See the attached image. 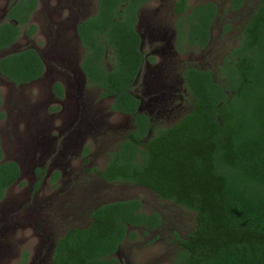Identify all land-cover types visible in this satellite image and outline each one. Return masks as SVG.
Here are the masks:
<instances>
[{
	"label": "trees",
	"instance_id": "16d2710c",
	"mask_svg": "<svg viewBox=\"0 0 264 264\" xmlns=\"http://www.w3.org/2000/svg\"><path fill=\"white\" fill-rule=\"evenodd\" d=\"M151 1L97 0L96 13L77 27L88 84L101 89V98L113 97L111 109L131 116L134 126L98 175L109 184L144 187L193 217L194 230L186 237L175 235L180 249L174 264H264V0L218 74L184 70L192 109L162 128L140 112L132 94L144 62L137 14ZM243 1L232 0L231 9L240 10ZM36 7L37 0H18L13 6L0 24V51L24 31L33 37L37 27L30 21ZM174 11L179 15L177 49H206L217 5L189 7L187 0H178ZM43 73L44 62L33 49L0 59V75L15 86ZM53 91L63 96L60 84ZM3 157L0 139V202L20 177L18 164ZM35 172L40 175L36 190L46 170ZM60 176L55 173L52 181ZM90 218L88 227L71 228L56 240L52 264H122L117 254L125 241L136 242L140 232L148 235L165 226L162 216L146 212L140 199L102 204Z\"/></svg>",
	"mask_w": 264,
	"mask_h": 264
},
{
	"label": "rangeland",
	"instance_id": "374dc122",
	"mask_svg": "<svg viewBox=\"0 0 264 264\" xmlns=\"http://www.w3.org/2000/svg\"><path fill=\"white\" fill-rule=\"evenodd\" d=\"M11 1L0 0V20ZM77 1L81 4L40 0L32 16L38 34L30 39L25 35L18 45L31 46L41 54L47 67L45 79L14 87L0 77V91L8 106L3 111L7 122L0 117L4 160L17 162L23 173L0 202V264H52L57 239L71 228L88 227L90 214L98 206L129 199H140L146 212H158L165 226L148 235L140 232L136 242L125 241L118 259L122 264H174L180 249L175 235L191 233L193 217L144 187L109 184L98 175L133 124L111 111L113 98L101 99L100 88L77 76L84 52L76 27L98 7L97 0ZM177 1L153 0L141 9L137 27L147 63L132 91L141 97L144 111L158 128L176 124L192 109L184 70L195 67L218 74L259 5V0H244L240 10L233 11L232 0H188L191 7L215 3L218 16L206 49L184 45L181 52L176 47ZM15 49L0 52V58ZM57 76L64 101L52 96ZM39 167L47 173L35 190L34 170ZM55 172L61 176L53 182Z\"/></svg>",
	"mask_w": 264,
	"mask_h": 264
},
{
	"label": "flooded vegetation",
	"instance_id": "af4514ba",
	"mask_svg": "<svg viewBox=\"0 0 264 264\" xmlns=\"http://www.w3.org/2000/svg\"><path fill=\"white\" fill-rule=\"evenodd\" d=\"M39 1L40 0H37V7H36V10L32 13V16L35 14V12L38 10V7H39ZM153 1V0H152ZM151 1V2H152ZM18 2V0H14V1H11L10 3H8V5H7V7H6V9L4 10V12H2V19L0 20V24L1 23H3V22H5V21H7V16L9 15V13L11 12V10H12V8H13V6L16 4ZM150 2V3H151ZM77 3H80L81 4V2H79V1H77L76 0V4ZM213 3V2H212ZM75 4V5H76ZM148 5V4H147ZM187 5L189 6V4H188V0H187ZM77 6V5H76ZM146 6V5H145ZM144 6V7H145ZM144 7H142L141 9H143ZM189 7H191V6H189ZM141 9L138 11V14H137V16H138V23H137V26H136V28L138 27V24H139V14H140V11H141ZM175 12V11H174ZM188 13V12H187ZM178 15V14H177ZM31 16V21H30V23L31 24H33V17ZM179 16V15H178ZM89 17H91V16H89ZM89 17H87L86 19H88ZM86 19H82L80 22H78V24H77V27H78V25L80 24V23H82L83 21H85ZM178 19H179V17H178ZM178 21V20H177ZM58 23H53V25L52 26H56V27H58L59 28V26L57 25ZM177 24V23H176ZM35 26L37 27V31H36V33L33 35V37L34 36H36L37 34H38V26L35 24ZM77 27H76V32H77ZM177 30V29H176ZM137 32L139 33V31H138V29H137ZM25 35L28 37V35L26 34V32L24 31V33H23V35H21L20 37H19V39L17 40V42L15 43V44H13L12 46H10L9 48H6V49H3V50H1L0 52H2V51H7L8 49L10 50V49H14V47H17L18 49H15V50H13V51H11V53L10 54H12V53H15V52H19V51H23V50H26V49H33V50H35L38 54H39V56L41 57V59L43 60V58H42V56H41V54L37 51V49H35V48H32L31 46L29 47H18V45H19V43H20V41L25 37ZM139 35H140V37H141V50H142V52H143V45H144V40H143V37H142V35L139 33ZM32 37V38H33ZM29 38V37H28ZM30 39V38H29ZM77 41H78V43H79V45H80V47H81V49H82V51L85 53V49H84V47H83V45H82V43H81V41H80V39H79V37H78V35H77ZM176 47H177V37H176ZM178 50V49H177ZM9 54V53H8ZM7 54V55H8ZM143 55H144V52H143ZM83 57H84V55H83ZM1 59V58H0ZM82 60H83V58L81 59V62H80V65H79V69H78V74H77V76H82V78L85 80V82H87V79H86V77H85V74H84V72L82 71V69H81V63H82ZM43 62H44V66H45V73H43V75L42 76H40L38 79H36V80H34V81H32V82H35V81H41V80H43V79H45L46 78V69H47V67H46V64H45V61L43 60ZM145 63H147V56H144V62H143V65H142V67H141V70H140V72H139V74H138V76H137V78H136V81H137V79H138V77H139V75H140V73H141V71H142V68H143V66L145 65ZM184 73V72H183ZM60 76H62V75H60ZM0 77H2L1 75H0ZM2 78H4V77H2ZM5 79V78H4ZM58 79H60V77H58L57 76V79L56 80H54L53 81V83H52V87H51V89H52V96H53V98L56 100V101H64V99H65V91H64V88H63V85L59 82V81H57ZM5 80H7V79H5ZM136 81L134 82V84L136 83ZM9 83H11L10 81H8ZM31 82V83H32ZM88 83V82H87ZM183 83H184V80H183ZM30 84V83H29ZM56 84H60L61 86H62V88H63V96L62 97H60V96H58L54 91H53V86L54 85H56ZM134 84H133V86H134ZM11 85H13V83H11ZM24 85H28V84H24ZM14 87H15V85H13ZM20 86H23V85H20ZM90 86H93V85H90ZM17 87V86H16ZM19 87V86H18ZM186 88V87H185ZM1 92V91H0ZM101 94H102V91H101V93H100V97H101ZM132 94L135 96V97H137L138 99H139V101H140V112H143V113H145L146 115H148L149 116V114H148V112H146V111H144V106H143V101H142V99H141V97H139V96H137V95H135L134 93H133V91H132ZM1 97H2V105L0 106V117L1 118H5V121L7 122V116L5 117V115L3 114V111H5V99L3 98V94H2V92H1ZM107 98H113V97H107ZM107 98H101V99H107ZM113 101H114V98H113ZM113 101H112V104H113ZM112 104H111V106H112ZM111 106H110V109H111ZM6 108H7V110H8V106H6ZM111 111L114 113V114H117V115H119V116H122V117H126V119H130V122L133 124V119H132V117L131 116H129V115H125V114H122V113H120V112H116V111H113L112 109H111ZM150 117V116H149ZM150 120H151V122H152V119H151V117H150ZM9 122V121H8ZM153 123V122H152ZM134 130V126L132 125L127 131H126V133H125V136H126V134L127 133H129V132H132ZM152 135V132H150L149 133V136H151ZM1 137H2V134L0 133V139H1ZM124 140V139H123ZM2 143V142H1ZM119 146V145H118ZM1 148H2V144H1ZM118 149V148H117ZM116 149V150H117ZM115 150V151H116ZM2 151H3V149H2ZM115 151H113V152H115ZM113 152H111V153H113ZM84 155L85 156H87L88 155V149H85L84 150ZM3 156H4V152H3ZM4 158V157H3ZM109 158H110V154L108 155V161H109ZM5 161V160H4ZM14 162V161H13ZM17 163V162H16ZM108 163V162H107ZM18 164V163H17ZM107 165V164H106ZM18 166H19V164H18ZM106 167V166H105ZM19 168H20V177H19V180L14 184V185H12L11 187H13V186H15L20 180H21V178H22V176H23V173H22V170H21V167L19 166ZM37 169H44V168H42V167H39V168H36L35 170H34V175L36 176V182L34 183V187H35V184L39 181V179H40V175L39 174H36V170ZM105 169V168H104ZM103 169V170H104ZM46 170V169H45ZM46 173H47V171H46ZM55 173H57V172H55ZM54 173V174H55ZM46 177V175L44 176V178ZM42 180V179H41ZM40 180V181H41ZM107 183V182H106ZM10 187V188H11ZM10 188H8L7 190H9ZM35 189V188H34ZM7 192V191H6ZM5 195H6V193H5ZM5 198V197H4ZM4 200V199H3ZM2 200V201H3ZM1 201V202H2Z\"/></svg>",
	"mask_w": 264,
	"mask_h": 264
}]
</instances>
